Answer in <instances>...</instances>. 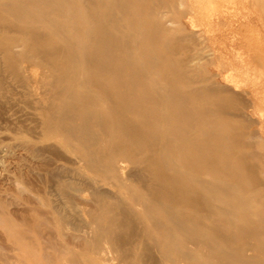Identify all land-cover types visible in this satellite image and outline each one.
Masks as SVG:
<instances>
[{"label": "bare ground", "instance_id": "obj_1", "mask_svg": "<svg viewBox=\"0 0 264 264\" xmlns=\"http://www.w3.org/2000/svg\"><path fill=\"white\" fill-rule=\"evenodd\" d=\"M172 11L174 0H0V71L39 131L3 147L46 160L60 198L16 174V195L35 198L22 219L34 236L3 221L22 258L264 264V139ZM72 211L87 233H65Z\"/></svg>", "mask_w": 264, "mask_h": 264}, {"label": "rangeland", "instance_id": "obj_2", "mask_svg": "<svg viewBox=\"0 0 264 264\" xmlns=\"http://www.w3.org/2000/svg\"><path fill=\"white\" fill-rule=\"evenodd\" d=\"M170 14L174 15V28L178 34L187 35L201 48L202 65L208 67V73L214 74V81L232 88L245 99L249 106L246 112L254 120L252 129L261 132L264 139V0H174V11ZM195 43L190 44L191 50ZM22 91L15 78L8 73L4 76L0 71V147L3 148H0V264H47L45 260L32 262L22 258L12 239L10 226L3 222L8 218L15 229L27 236L36 234L22 220L29 217L28 208L34 206L35 198L32 191L16 195L15 182H12L16 174H21L26 180L23 181L32 188L45 189L54 204L59 205L60 200L55 187L44 175L46 160L33 157L20 148L6 153L7 149L3 147L11 142L9 137L38 136V129H32L36 126L34 109L27 104ZM62 161L67 162V159ZM71 213L75 218L70 216L72 224L65 227V233H87L85 222L88 217L83 212ZM47 233V229H43L45 236ZM69 235L63 237L64 240H73ZM74 241L78 242L77 239ZM19 242L25 244L28 241L20 239Z\"/></svg>", "mask_w": 264, "mask_h": 264}]
</instances>
